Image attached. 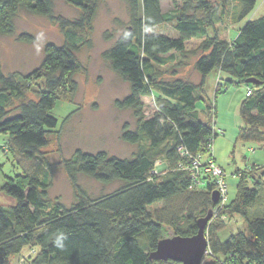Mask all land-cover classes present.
<instances>
[{"label": "trees", "instance_id": "1", "mask_svg": "<svg viewBox=\"0 0 264 264\" xmlns=\"http://www.w3.org/2000/svg\"><path fill=\"white\" fill-rule=\"evenodd\" d=\"M67 1L84 9L86 22H91L98 0ZM126 1L130 27L104 57L129 84V93L114 105L132 112L135 129L124 124L121 139L138 149L128 159L103 151L89 154L76 150L63 163L77 198L70 207L49 200L50 171L40 154L47 146L48 134L58 126L51 111L61 92L72 95L76 90L73 77L79 68L75 58L78 34L67 29L70 23L61 21L66 43L46 44L42 62L26 76H6L0 65V154L29 161L32 166L28 175L24 168L20 172L18 163L12 164L14 179L3 176L6 180L0 184V193L12 201L9 207L0 205V262L25 248H35L30 264H178L151 260L149 254L168 230L174 236L195 235L197 220L212 211L205 228L212 264H264V165L238 172L236 196L229 203L219 196L213 204L216 180L206 174L194 180L189 172L193 159L218 166L212 155L217 136L213 130L215 106L206 95L207 77L213 71L231 78L221 83L217 77L215 94L246 84L247 79L257 81L249 84L250 94L239 105L236 141L264 148V16L247 21L228 42L208 36V29L219 20L208 0H197L194 5L185 2L176 14L163 13L160 0ZM231 1L238 3L234 24L244 20L257 2ZM53 2L0 0V35L14 32L19 10L51 18ZM167 23H173L176 38L165 35ZM30 38L23 35L19 40ZM193 38L202 40L190 51L185 44ZM196 53L199 56L193 70L199 77L197 82L180 76ZM38 79L44 89L36 100L21 103L8 115L11 101L24 97L26 84ZM151 96L156 110L146 118L142 98ZM198 104L204 109L199 110ZM202 116L206 120L202 121ZM158 164L165 169L155 174ZM79 175L102 185L117 183V188L93 199L82 197ZM158 203L160 207L150 210ZM236 215L245 222L246 232L221 241L211 220Z\"/></svg>", "mask_w": 264, "mask_h": 264}, {"label": "rangeland", "instance_id": "2", "mask_svg": "<svg viewBox=\"0 0 264 264\" xmlns=\"http://www.w3.org/2000/svg\"><path fill=\"white\" fill-rule=\"evenodd\" d=\"M197 0H160L163 13H179L185 2ZM219 20L208 29V36L231 42L237 31L249 20L264 16V0H257L254 10L241 22L234 24L233 14L238 3L231 0H208ZM52 16H38L24 10H19L14 19V32L10 35H0V65L4 75L26 76L35 70L43 60L46 44L61 46L66 43L61 21H67V29L74 30L80 39L75 50L78 72L73 79L76 90L61 92L59 101L51 111L57 119L58 126L47 136V146L41 150L40 157L45 161L50 171L48 198L52 203L59 202L70 207L77 201L75 190L65 173L63 163L70 160L76 150L95 154L106 152L109 156L119 159L131 158L138 149L137 145L126 143L121 139L124 124L135 129V118L130 110H119L115 100L123 99L129 93V84L115 73L104 53L111 49L116 40L130 27V15L126 0H98L96 11L90 23L86 22L84 9L76 8L67 0H54ZM79 23V24H78ZM77 24V26H74ZM29 35V41L19 40L20 36ZM165 35L176 38L177 31L173 23L165 25ZM202 39H190L186 47L194 51ZM199 53L192 54L187 66L181 70L180 76L197 82L198 75L193 70V63ZM220 82L231 79L222 73L213 71L207 77L206 95L215 106V125L213 130L217 135L212 143V155L216 164L224 170L227 186L225 203L231 202L236 196L238 172L251 167L253 162L264 164V148L257 143H242L233 138V129L240 125L238 109L249 84L229 86L225 91L215 94L216 80ZM44 89L43 81L38 79L26 84V93L21 99H13L8 107V115H13L18 105L28 100H36L38 92ZM157 96V92H153ZM144 115L151 117L156 108L153 96L142 98ZM201 120H206L201 117ZM227 128V129H226ZM221 131H224L223 133ZM264 132V128H262ZM3 136L0 135V140ZM12 159V161H11ZM10 159L0 154V184L3 176L14 179L15 171L11 165L18 163L29 174L32 166L29 161ZM165 169L158 164L154 172L160 174ZM18 171V168H15ZM23 175V172H22ZM27 175V176H28ZM79 194L86 198H96L112 193L117 183L102 185L94 179L79 175L77 179ZM84 195H83V194ZM0 205L9 207L12 201L0 193ZM158 203L150 210L160 207ZM213 227L218 228L216 237L227 240L237 232H246V224L240 216L214 217ZM174 235L166 231V238ZM207 239V237H206ZM208 254L204 260L211 259ZM36 249L25 248L21 254L11 256L0 264H30L35 257Z\"/></svg>", "mask_w": 264, "mask_h": 264}, {"label": "water", "instance_id": "3", "mask_svg": "<svg viewBox=\"0 0 264 264\" xmlns=\"http://www.w3.org/2000/svg\"><path fill=\"white\" fill-rule=\"evenodd\" d=\"M246 84L256 85L254 79H247ZM219 194L212 193V202L217 204ZM212 218V211L197 220V232L192 237L173 236L164 238L157 242L155 249L149 254V258L154 261H173L178 264H212L210 260H204L208 254V241L206 239L205 228Z\"/></svg>", "mask_w": 264, "mask_h": 264}, {"label": "built area", "instance_id": "4", "mask_svg": "<svg viewBox=\"0 0 264 264\" xmlns=\"http://www.w3.org/2000/svg\"><path fill=\"white\" fill-rule=\"evenodd\" d=\"M250 94L249 91L246 93ZM189 172L194 180H198L203 175H209L210 177L216 180L217 192L222 200L225 201L227 196V188L224 179V172L220 167L216 166L214 162L208 161L206 164H202L199 160L193 159L192 164L190 165ZM157 174L156 172H154Z\"/></svg>", "mask_w": 264, "mask_h": 264}, {"label": "crops", "instance_id": "5", "mask_svg": "<svg viewBox=\"0 0 264 264\" xmlns=\"http://www.w3.org/2000/svg\"><path fill=\"white\" fill-rule=\"evenodd\" d=\"M198 79H199V77H198ZM197 79V80H198ZM242 101V100H241ZM197 108L199 109V110H202V109H204V105L203 104H198L197 105ZM227 129V128H226ZM238 130V129H237ZM237 130L235 129H233L232 131H230V132H232V135H233V138L235 137V140H236V137H237ZM222 133L224 132V131H221ZM216 162V161H215ZM252 165H264V164H262L261 162H257V161H255V162H253V164Z\"/></svg>", "mask_w": 264, "mask_h": 264}]
</instances>
